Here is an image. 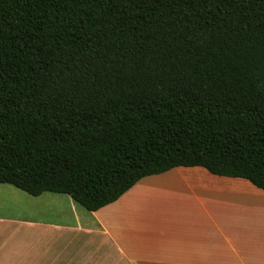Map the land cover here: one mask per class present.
I'll list each match as a JSON object with an SVG mask.
<instances>
[{
    "label": "trees",
    "instance_id": "1",
    "mask_svg": "<svg viewBox=\"0 0 264 264\" xmlns=\"http://www.w3.org/2000/svg\"><path fill=\"white\" fill-rule=\"evenodd\" d=\"M206 167L264 189V0H0V182L88 210Z\"/></svg>",
    "mask_w": 264,
    "mask_h": 264
},
{
    "label": "crops",
    "instance_id": "2",
    "mask_svg": "<svg viewBox=\"0 0 264 264\" xmlns=\"http://www.w3.org/2000/svg\"><path fill=\"white\" fill-rule=\"evenodd\" d=\"M0 264H264V189L180 165L91 211L0 182Z\"/></svg>",
    "mask_w": 264,
    "mask_h": 264
}]
</instances>
